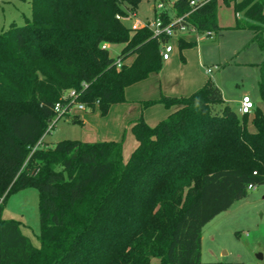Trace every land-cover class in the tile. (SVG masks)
Instances as JSON below:
<instances>
[{
    "label": "trees",
    "instance_id": "obj_1",
    "mask_svg": "<svg viewBox=\"0 0 264 264\" xmlns=\"http://www.w3.org/2000/svg\"><path fill=\"white\" fill-rule=\"evenodd\" d=\"M21 1L31 18L0 35V264H241L202 263V233L264 185V115L255 110L249 131L248 115L240 120L209 78L189 97L143 103L174 110L154 127L130 123L136 147L126 161L120 142L50 147L42 139L56 104L107 111L125 102L129 86L160 72L170 39L149 28L131 33L116 18L142 0ZM233 6L235 29L251 31L264 53V0ZM171 10L172 18L160 12L164 25L186 16L189 29L220 30L217 0L194 10L177 0ZM113 44L125 46L120 68L102 48ZM257 83L264 103V58ZM70 91L73 101L63 100ZM73 115L64 118L83 124ZM27 188L38 191V247L2 216L8 197Z\"/></svg>",
    "mask_w": 264,
    "mask_h": 264
},
{
    "label": "rangeland",
    "instance_id": "obj_2",
    "mask_svg": "<svg viewBox=\"0 0 264 264\" xmlns=\"http://www.w3.org/2000/svg\"><path fill=\"white\" fill-rule=\"evenodd\" d=\"M242 1L231 0L228 5L224 0H217V24L220 30L211 32V36L208 32L199 33L189 28L177 29L168 43L173 48L172 61L169 65L163 62L159 73L162 74L165 69L164 76L161 77L163 85L167 80V86L178 89L174 96L178 99L189 97L211 78L222 91L226 104L240 120L243 116L238 111V104L244 96H248L255 104V109L247 117V128L253 132L252 118L255 110L264 115V103L257 83L259 64L264 53L258 42L253 41L251 31L235 29L236 15L233 5ZM160 2L165 3L169 17H173L170 6L174 0H142L137 11L128 10L124 18V24L131 33L155 20L156 13L153 8ZM237 17L241 19L243 14H238ZM30 18L29 1L0 0V35L12 24L23 26ZM180 40L191 43V46L181 49ZM124 47L123 44L109 45L110 57L118 60ZM134 59V56H129L123 64L131 66ZM156 77L157 75L151 79ZM161 79L155 82L147 80L143 84L146 89L142 90L139 82L129 86L126 89L125 102L112 105L107 111L99 106L94 110H76L73 116L81 119L83 124L63 118L44 136L43 142L50 147L62 140L120 142L123 145V157L127 160L134 150L130 123L137 118H144L140 111L144 101L142 98L156 92L160 84L162 85ZM184 81L193 84V89L188 93L181 92ZM138 112V117H133ZM161 120L150 127L156 126ZM2 216L4 219L18 221L22 233L35 247L39 246V197L35 188L11 194ZM204 236L202 263L264 264V185L251 188L245 199L211 221ZM259 255L262 259L258 258Z\"/></svg>",
    "mask_w": 264,
    "mask_h": 264
},
{
    "label": "built area",
    "instance_id": "obj_3",
    "mask_svg": "<svg viewBox=\"0 0 264 264\" xmlns=\"http://www.w3.org/2000/svg\"><path fill=\"white\" fill-rule=\"evenodd\" d=\"M176 1L177 0H174L173 5L170 6L171 9L174 7ZM210 1L211 0H188V3H189L190 8L192 10H194L195 8H199V7L207 4ZM155 8L159 13L155 17V20L149 25H142V27L140 29L149 28L155 36H165V37L171 39L175 35V31L177 29L188 28L184 24V18L186 16L175 18V19H173L172 23H170L169 25H164L162 17L160 15V12L167 11L165 9L166 8L165 3L160 2ZM116 18L118 20H124V18H122L121 16H117ZM175 26H178V27L175 28ZM137 30H139V29H136L135 31H137ZM191 30H194V29H191ZM211 34H212L211 32H208L209 36H211ZM168 43L169 42L163 44L162 49H161V57H162V60L164 62L170 60L171 55L173 53V48ZM102 48L108 50L109 45H103ZM116 65H117V68L121 67L122 64H121L119 59L116 60ZM74 97H75V92L70 91L64 97H62V99L66 100V99L70 98L72 100ZM84 109L85 108L83 107V105H80V104H74V106H66V105H62L60 103L56 104V106H55L56 114H55V117L53 118L52 122L50 123L47 132L49 133L55 127L57 122L59 120L63 119L66 114L72 115L76 112V110L83 111ZM254 109H255V104L252 102V100L248 96H244L241 99L240 103L238 104V111L242 116L243 115H249L252 112V110H254ZM42 141H43V139H42ZM251 188H254V187H250V189Z\"/></svg>",
    "mask_w": 264,
    "mask_h": 264
},
{
    "label": "crops",
    "instance_id": "obj_4",
    "mask_svg": "<svg viewBox=\"0 0 264 264\" xmlns=\"http://www.w3.org/2000/svg\"><path fill=\"white\" fill-rule=\"evenodd\" d=\"M154 9V8H153ZM172 59L170 58V60L168 61H165L164 63L166 65H169L171 63ZM164 73H165V69L163 70L162 74L161 73H154V74H151L147 79H145L144 81L142 82H139L138 85L140 86L139 88L142 90V89H146L145 86L143 84H145V82L147 80H160L161 77L163 78L164 76ZM157 75L156 79H151V78H155V76ZM166 76H165V80H166ZM166 84L164 83L163 85V81L161 79V83L162 85L160 84L158 90L155 92H152L150 93L148 96H145L143 97L142 99H144V101H142L143 103L145 102H154V101H158L162 96H169V97H174L176 96L178 92V89L175 90L174 87H169L167 86L168 84V81L166 80ZM160 83V81H159ZM182 87V86H180ZM193 89V84L191 82H186L184 81V87L181 89V92L182 93H188L189 91H191ZM126 93V91H125ZM174 109H167L165 108L162 104H153L147 108H143L140 106V111L143 112V115H144V118L143 120L145 121V123L148 125V126H151L153 125L154 123H156L157 121L161 120V119H165L167 118L172 112H173ZM139 115V112L137 114H135L133 117H138ZM140 118H137L135 120H138ZM135 120H132L135 121ZM44 141V140H43ZM84 142H95V141H89V140H83ZM136 147V142L134 140V146H133V149H135ZM124 158V157H123ZM125 160V158H124ZM126 161V160H125ZM210 224V223H209ZM208 224V225H209ZM208 225L205 226V228L203 229V233H202V240H201V257H202V251H203V243H204V235H205V229L208 227Z\"/></svg>",
    "mask_w": 264,
    "mask_h": 264
},
{
    "label": "water",
    "instance_id": "obj_5",
    "mask_svg": "<svg viewBox=\"0 0 264 264\" xmlns=\"http://www.w3.org/2000/svg\"><path fill=\"white\" fill-rule=\"evenodd\" d=\"M258 258H259V259H262V256H261V255H259V256H258Z\"/></svg>",
    "mask_w": 264,
    "mask_h": 264
}]
</instances>
